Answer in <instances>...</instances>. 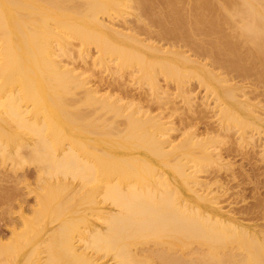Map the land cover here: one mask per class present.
<instances>
[{
  "label": "bare ground",
  "instance_id": "obj_1",
  "mask_svg": "<svg viewBox=\"0 0 264 264\" xmlns=\"http://www.w3.org/2000/svg\"><path fill=\"white\" fill-rule=\"evenodd\" d=\"M189 2L186 10L184 0H0V264H264V224L239 221L215 176L233 165L220 139L231 132L254 148L253 136L264 135L262 94L233 82L264 81V0ZM112 12L129 13L133 26L116 28ZM77 62L111 80L89 79ZM184 76L191 87L172 92ZM127 79L149 91L135 85L131 98L120 91ZM193 114L216 123L196 127ZM209 162L213 182L200 175ZM24 166H35L32 183ZM67 189L82 195L71 210L58 202L76 220L60 217L67 230L77 226L61 237L49 204ZM23 194H34L27 208ZM33 215L45 218L40 227Z\"/></svg>",
  "mask_w": 264,
  "mask_h": 264
},
{
  "label": "rangeland",
  "instance_id": "obj_2",
  "mask_svg": "<svg viewBox=\"0 0 264 264\" xmlns=\"http://www.w3.org/2000/svg\"><path fill=\"white\" fill-rule=\"evenodd\" d=\"M182 2H183V0H182ZM187 2V3H186ZM188 3H189V5H188ZM184 8L186 9V10H188L189 9V6H191V4H190V2H189V0H187V1H185L184 0ZM188 6H187V5ZM188 7V8H186V7ZM191 8V7H190ZM112 14H114V16H115V13H113L112 12ZM117 14V13H116ZM120 14V13H119ZM126 14H128V15H126ZM125 14V12H124V15L123 14H120L119 15V17H114L115 19L113 20V22H114V24H116V28H118V29H124V26L125 27H128L129 26V28H131L133 25L132 24H134V22L132 23V21H134V17L132 16V15H130L129 13H126ZM118 15V14H117ZM123 15V18L121 17L120 18V16H122ZM132 17H133V19H132ZM127 18V19H126ZM123 19V20H122ZM124 20H126V22H124ZM124 22V23H123ZM132 24H131V23ZM122 23V24H121ZM121 25V26H119V25ZM131 26H130V25ZM138 27H139V25L137 24V23H135ZM128 25V26H127ZM134 26V30L133 31H138V33H140V34H142V35H138L141 39H147L146 38V34L144 35L143 33H144V31H143V33H141L142 32V30L141 29H139L137 26ZM135 27H137L136 29H135ZM139 29V30H138ZM158 30V28H151V30ZM154 30V31H155ZM154 33L152 34V36L151 37H149L150 39H151V41L152 42H156L157 43V45H161V46H164V47H166L167 46V44L165 43V41H162V40H159L158 38H156V36H155V38H153L154 36ZM160 42H159V41ZM158 41V42H157ZM75 43H77V42H75ZM164 43L166 44V46L164 45ZM168 47V46H167ZM166 47V48H167ZM89 48H90V51H91V53H92V55H93V53H94V51H95V49H94V47H93V44H92V46L90 45L89 46ZM186 50V48H184V47H181V49L180 50ZM77 49H75V51H76ZM183 50V51H184ZM162 52H163V50H161ZM90 53V54H91ZM76 54V53H75ZM159 54V53H158ZM95 55H96V53H95ZM76 56V55H75ZM77 57V56H76ZM109 60H110V65H113V63H115V59H114V57H110V58H108ZM113 59V60H112ZM112 61H114L113 63H112ZM79 63V64H78ZM76 66H77V70H78V72H83V71H85V70H83L84 68H82L81 67V65H80V62H77L76 63ZM81 67V68H80ZM94 70H93V72H95L96 73V71L98 70V68H93ZM81 70V71H80ZM99 70H100V68H99ZM222 70V69H221ZM90 71H92V69H90ZM89 70L88 71H85L84 72V74H86V75H88V74H91V72H90ZM105 71V72H104ZM216 71V70H215ZM218 71V72H217ZM215 73H220V69L219 70H217ZM223 71V70H222ZM93 72H92V74L91 75H93V76H91V77H89V79H93V81H95L96 80V77H98L99 78V80H100V78L102 77V79L103 78H105L106 80L107 79H109V80H111V76H109V74H110V72L108 71H106V70H103V71H98L96 74H93ZM99 73V74H98ZM98 74V75H97ZM95 75H97V76H95ZM234 75L232 74L231 75V77H233ZM236 76V75H235ZM249 77V76H248ZM248 77H246V78H244L243 80H241L242 78H237L236 77V79H235V81H233L234 80V78H233V82L236 84V85H238V83H240V84H242L243 85V87H242V85H241V88H247V89H245V90H247L248 91V89L250 90L251 88L252 89H254L255 91H257L258 92V94H262V96L263 97H260V95L258 96V98L256 97V99H259V100H261V102H262V100L264 101V95H263V93H264V86H263V84H264V81H262V82H260L258 85H256V86H254V80H252V78H251V76H250V78H248ZM98 78H97V80L96 81H98ZM211 78V77H210ZM210 78H206V80H207V82H209L210 81ZM189 81V79H190V81L188 82L187 80ZM186 79H185V76L183 77V82H174V84L172 83L171 84V82H170V90H172V92H177V90L176 89H183V87L184 86H188L189 85V83H190V87H191V83H193V80L191 79V78H189V76H188V78H187V76H186ZM213 79V78H212ZM211 79V80H212ZM108 80V81H109ZM164 78L162 77V76H158V84H161V85H165L164 84ZM180 80H182V78L180 79ZM249 80V81H248ZM90 81H92V80H90ZM92 81V83H94ZM95 81V82H96ZM126 81V80H125ZM124 81V83L126 84H124L126 87H125V89H124V86H122L121 87V89H120V91L122 90V92H124V93H128L129 92V94L131 95V98H136L137 96H138V94L136 93L137 91H136V87H135V85H137V84H135V82L134 81H132V79H130V82H129V80L127 79V81L125 82ZM132 81V82H131ZM188 83H187V82ZM237 81V82H236ZM186 82V83H185ZM232 82V83H233ZM243 82V83H242ZM253 84V86H251V83ZM130 83V84H129ZM145 81H144V84L143 83H141V84H139V87H138V85H137V87H138V93H139V88H140V86L142 85V87L143 86H145ZM239 86V85H238ZM259 87V88H256V87ZM261 86V87H260ZM147 87V85L145 86V87H143L144 89H147L146 88ZM190 87H187V88H190ZM249 87V88H248ZM136 88V89H135ZM149 88V87H148ZM163 88V87H162ZM161 88V89H162ZM186 88V87H185ZM197 88V87H196ZM195 88V89H196ZM201 88V87H200ZM200 88H197V90H195V89H193V90H195L193 93H192V95L194 94H196V95H198V93H199V96H202L203 94H204V91L202 92V91H200ZM103 89V88H102ZM123 89L125 90V91H123ZM129 90V91H128ZM148 91H149V89H147ZM147 90L146 91H144L145 92V97H146V99L147 100H150L151 98H149V97H151L152 95H149L148 96V93H147ZM175 90V91H174ZM142 91V90H141ZM197 91H199V92H197ZM171 92V91H170ZM102 93V92H101ZM256 92H254V94H255ZM137 94V95H136ZM149 94H151V93H149ZM193 95V96H194ZM209 100V101H208ZM204 101V100H203ZM146 102V101H145ZM145 102H144V104H145ZM206 103H208V104H206ZM206 105L208 106L209 105V107L210 106H212L211 105V99H207L206 100ZM253 103H255V101L253 102ZM179 106H180V108L179 109H182L181 107H185V106H187V105H185V106H183L184 105V103L183 102H179ZM260 104H262L263 105V102L262 103H260ZM259 104V105H260ZM178 105V104H177ZM258 105V106H259ZM148 109H151L152 111H153V113L155 114V113H157L158 112V107L160 106V105H158V104H155V105H152V104H149V105H145ZM179 106H177V107H179ZM206 106V107H207ZM262 108V109H261ZM259 110L261 109V111L264 109V106H259V108H258ZM156 110V111H155ZM182 112V111H181ZM259 112L260 111H258V113H256L257 115H258V118H260V119H263L264 120V118H262L263 116H261V114H259ZM196 115H198V114H196ZM196 115H192L189 119L187 118V120H189L190 122H192V124L193 125H195L196 127H200V128H202L203 127V125H202V123L203 124H205V122H206V124H207V121L208 122H210V124L213 126L214 124L212 123V120L211 119H209V120H207L206 118H205V116H203L205 119H202L203 117H202V115H198V117L196 116ZM207 116L208 115H211V114H206ZM198 119H197V118ZM200 117V118H199ZM191 118L193 119V121L191 120ZM196 118V119H195ZM210 118V117H209ZM172 119L175 121V117H172ZM200 119V120H199ZM202 119V120H201ZM197 120V121H196ZM206 120V121H205ZM200 121H202V122H199ZM175 122H177V121H175ZM194 122V123H193ZM197 122V123H196ZM264 122V121H263ZM196 123V124H195ZM178 124H179V122H178ZM199 125H201V126H199ZM175 127H177V125L175 126ZM235 129V128H234ZM261 129H263V127L261 128ZM264 131V130H263ZM260 132L262 133V130H260ZM175 133V134H174ZM261 133H258L259 135H260V137L262 138V139H264V135L262 134V136H261ZM232 133L230 132L228 135V137H230V140H228V139H226V140H224V139H220V141L222 142H220L218 145H217V149L218 150H220L221 151V153L222 154H224L223 152H225L226 151V149L227 150H231V155L230 156H225V160H227V161H229V163H232L233 162V165L232 164H230V170H221L220 169V172H216L217 174L215 175V176H217V175H221V177H223L224 179H225V183H224V180L221 178V183H222V185L225 187V189H226V191L227 192H225L226 193V195H225V197L227 198L228 196V198H227V202L226 203H229L230 205L227 207V209H229L230 208V210L232 209V210H234V211H232V213L234 214V215H236L237 217H238V219L239 218H241V216H242V218L241 219H239V221H241L242 223H244L245 225H247V226H263V224H264V147H262L261 145H263L264 144V142H262L263 140H261V138H260V140L258 139V137H257V135L258 134H255L256 135V137H255V135L253 136L258 142H256V140H255V146H254V148L253 147H251V146H247L246 147V145L245 144H243L242 142L241 143H239L238 142V139H237V141L235 140L237 137H236V134H235V136H233V134L231 135ZM171 135H175V137H173L174 138V143H176L177 141H179L181 138L179 137V132H172L171 133ZM231 135V136H230ZM233 137V138H232ZM173 138H171V139H173ZM179 139V140H178ZM233 141H232V140ZM219 140V139H218ZM224 140V141H223ZM230 141V142H229ZM238 142V143H236L235 144V142ZM261 142H262V144H261ZM232 143V144H231ZM258 143V144H257ZM229 144V145H228ZM231 144V145H230ZM235 144V145H234ZM238 144H240V145H238ZM227 145V146H226ZM242 145V146H241ZM259 147H258V146ZM229 146V147H228ZM230 146H231V148H233V149H231L230 148ZM233 146V147H232ZM237 147H239V148H237ZM258 147V148H257ZM250 151H249V150ZM233 150V151H232ZM235 151H236V154H235ZM252 152V153H251ZM237 153H238V155H239V157L238 156H236L237 155ZM247 154V155H246ZM243 155V156H242ZM247 156V157H246ZM251 156V157H250ZM242 157V158H241ZM248 160V161H247ZM232 161V162H231ZM206 164V163H205ZM211 164H210V162L208 163V166H207V164L206 165H202V168H204V170L207 168V167H210V170L207 168L206 170H207V172L205 171V173H201L200 175H204V176H206L205 177V180H208V181H210V182H213V180H214V175L212 174V178H211V174H209V172H211L212 171V165L210 166ZM239 166V167H238ZM24 168V169H23ZM22 168V170H23V172L27 175V177L26 178H29V181L28 182H30V183H32V181H30V180H32V175H34L33 174V171L35 170V166H28V168H27V166H24ZM34 168V169H33ZM235 169V171H233ZM202 170V169H201ZM203 170V171H204ZM209 170V171H208ZM236 171H238L237 173L239 174H237L236 173ZM213 172V171H212ZM221 172H223V173H221ZM243 172V173H242ZM29 173V174H28ZM221 173V174H220ZM228 173H230V175L228 176ZM235 175H233V174ZM214 174H215V172H214ZM225 174H227V175H225ZM232 174V175H231ZM237 174V175H236ZM202 175V176H203ZM30 176V177H29ZM210 176V177H209ZM228 176V177H227ZM230 176H231V178H230ZM233 176V177H232ZM214 177V178H213ZM238 177V178H237ZM218 179H220L219 178V176L217 177ZM233 178H234V180H233ZM213 179V180H212ZM28 180V179H27ZM33 180H34V177H33ZM222 180H223V182H222ZM233 180V181H232ZM237 181V182H236ZM228 182V183H227ZM235 182V183H234ZM33 183H34V181H33ZM258 183H259V185H258ZM237 184V185H236ZM7 185V184H6ZM32 185V184H31ZM31 185H30V187H31ZM34 185H35V183H34ZM240 186V187H239ZM229 187V188H228ZM33 189L34 190H36V185L33 187ZM230 189H231V191H230ZM23 191V190H22ZM75 192H73V193H75L74 194V196L73 195H71V193H70V191H69V189H67L66 190V192H67V194L65 193V191L63 192V193H65V195L63 194V193H61V194H63L62 196H61V194H60V196H59V194H58V196L59 197H57V200H58V198H60L61 199V197H62V199H63V201H61V200H58V201H56V198L54 199L55 201L53 202V206L51 205L52 204V202L49 204V206H51L50 208V210H49V216L51 217V220L50 221H52L53 222V225L52 226H54L55 225V227H59L60 225V232L59 233H61L62 232V234L63 235H59V236H64V230L66 229V231H70L71 230V226L72 227H75L76 225H74L73 226V222H72V224L71 223H69V230H67L68 229V227L66 228V226H65V224L67 223V226H68V222H71L72 220L73 221H75V223H76V220H74V218H71V219H69V216L71 217L72 216V214H71V212L70 211H68V212H70V214L69 215H67L68 214V212H67V210L65 209V208H67V206H68V210H71L70 208H69V205L71 206V204L72 203H74V202H79L80 201V197H81V195H82V193H80L81 191L79 190V191H76V189L74 190ZM78 192V193H77ZM80 193V194H79ZM241 193V194H240ZM229 194V195H228ZM231 194V195H230ZM66 195H68V197H70V200L68 199V201H67V199H65V198H68ZM76 195H78V198L76 199ZM232 196V197H231ZM64 197V198H63ZM74 197V199H72V203H71V198H73ZM23 198H24V203H23V207H25V208H27V206H29V205H32V201L34 202V194H33V196H32V194L30 195H25L24 196V194H23ZM232 198V199H231ZM79 199V200H78ZM66 200V203L68 204H66V207L64 208L65 210L63 211V210H61V209H63V207L62 206H65V203H64V201ZM73 200H74V202H73ZM70 201V203H68ZM58 202H60L61 203V205L62 206H60V204L58 203ZM58 204V206H56ZM3 207H6L5 206V204L4 205H2ZM1 206V207H2ZM7 206H8V204H7ZM58 207V208H57ZM61 207V208H60ZM54 209H55V211H54ZM58 209H59V211H58ZM51 210H53V214L52 213H50V211ZM223 210H226V208H224ZM57 211V212H56ZM238 211V212H237ZM25 211H23V214L24 215H29V213L26 211L25 213H24ZM56 212V213H55ZM61 212H63V213H61ZM67 212V213H66ZM236 212H237V214H236ZM27 213V214H26ZM54 213H55V215H54ZM58 213V214H57ZM60 213H61V215L62 214H65L66 213V215H63V216H61L60 215ZM240 213V214H239ZM51 214V215H50ZM27 215V216H28ZM34 216V215H33ZM35 217H37V216H34V224L38 227V225H39V227L43 224H41L40 222L43 220V221H45L44 219L45 218H43V219H41L40 220V218H35ZM63 219V221H64V219H65V221H68V222H63L62 221V219ZM65 217V218H64ZM73 217V216H72ZM53 218V219H52ZM55 218V219H54ZM67 218V219H66ZM262 218V219H261ZM54 220V221H53ZM55 220H57V222L56 223H54L55 222ZM42 221V222H43ZM62 221V222H61ZM249 221V222H248ZM61 223H63V224H61ZM34 224H33V227H34ZM60 224V225H59ZM70 224H71V226H70ZM253 224V225H252ZM2 223H0V232L1 233H3V232H5V227H4V224L2 225ZM33 228V230H34V232H35V230H37V229H39V228ZM65 227V228H64ZM77 227V226H76ZM264 227V226H263ZM64 229V230H63ZM73 230V229H72ZM72 230H71V233L73 234L75 231H73L72 232ZM74 230H76V228H74ZM34 232H33V234H34ZM58 233V234H59ZM66 233V232H65ZM68 233H70V232H68ZM76 233V232H75ZM74 233V234H75ZM72 234H70V235H72ZM73 234V235H74ZM66 235H69V234H67L66 233ZM59 236L58 235H56V238H59ZM60 237V238H61ZM108 258H109V256L108 257H106V258H104V259H102V260H100L101 262H103L104 260L105 261H107L108 260ZM104 261V262H105ZM108 264V263H107Z\"/></svg>",
  "mask_w": 264,
  "mask_h": 264
}]
</instances>
